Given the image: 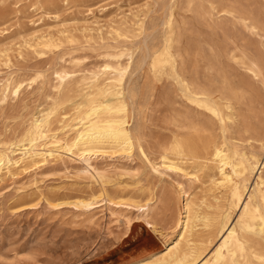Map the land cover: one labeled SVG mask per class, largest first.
<instances>
[{"label": "rangeland", "instance_id": "obj_1", "mask_svg": "<svg viewBox=\"0 0 264 264\" xmlns=\"http://www.w3.org/2000/svg\"><path fill=\"white\" fill-rule=\"evenodd\" d=\"M209 1L219 5L218 10L232 2L243 17L256 15L264 23V0H0V153L12 158V173L0 170V264H130L146 258L175 235L172 230L183 211L177 181L194 194L198 205L203 199L207 204L218 200L221 217L231 212L233 224L240 220L242 209L235 206L232 192L216 184L218 169L203 159L212 145L223 141V123L192 91L207 89L222 109L232 150L261 158L249 189H263L258 176L264 173L259 136L264 131V84L225 53L237 43L259 57L262 45L241 24H234L238 18L212 11ZM171 2L169 29L163 20ZM115 32L122 37L115 39ZM126 49L131 57L123 54ZM107 64L112 68L105 69ZM127 64L122 91L129 88L136 94L135 119L130 116L129 125L143 135L158 164L159 153L175 138L188 142L194 157L184 165L198 179L189 181L174 172L161 175L136 153L130 159L99 153L91 161L107 175L104 187L112 196H145L155 188L158 200L152 215L160 229L135 222V209L105 200L92 211L55 205L101 189V180L92 176L76 151L48 146L49 139H43L30 157L28 153L18 165L12 163L24 156L19 141L27 128L62 101L52 129L64 142L72 137L67 128L61 132L62 124L75 121L90 77L97 74L103 80ZM57 72L69 73V80L60 83ZM226 76L246 83V100L232 99ZM18 81L23 82L19 93L5 96L4 86ZM11 143L15 145L9 148ZM49 151L54 156L48 157ZM200 207L202 212L213 211ZM237 229L249 240V253L264 251V234Z\"/></svg>", "mask_w": 264, "mask_h": 264}, {"label": "bare ground", "instance_id": "obj_2", "mask_svg": "<svg viewBox=\"0 0 264 264\" xmlns=\"http://www.w3.org/2000/svg\"><path fill=\"white\" fill-rule=\"evenodd\" d=\"M153 1L154 3L157 2V0ZM172 2L163 20V26L169 29L173 25V14L170 11ZM209 4L212 11L217 10L218 13L224 12L226 16L238 18L234 24H241V29L244 32L248 31L249 35L260 39L262 51L259 57L250 55L237 43H235V48L228 47L225 53L234 63L244 65L259 82L264 84V23L262 20L256 15L243 17V14L236 10L232 2L221 4L220 10H218L219 5L216 6L213 1H209ZM238 12L239 15H236ZM114 35L115 39L122 37V34L118 32H115ZM165 43L166 47L169 48L172 43V37L168 36ZM50 45L45 44L44 46L49 47ZM123 54L131 57V53L127 49L124 50ZM145 54L146 58L148 56L150 58L151 54L148 49H146ZM104 68L111 69L112 67L107 64ZM128 68V64L120 65L116 68V74L108 76L103 80H100L97 74L90 77V80L86 83L88 92L77 103L75 121L68 123L64 121L62 124L61 132H64V129L67 128L68 132L73 134L67 141L64 142L58 136V132L52 129L53 116L63 101L51 108L41 118L36 119L27 128L22 139L19 141L23 146L20 150L24 151V156L19 160L15 159L12 163L18 165L19 162L24 161L28 153L30 157L31 153H33L31 151L43 139H49L48 146H60V148H64L72 153L76 151L93 171L92 176H96L101 180V189L87 197L78 195L72 197L70 201H58L55 205L70 204L79 210L92 211L100 206L99 202L105 200L109 204L119 207L124 206L131 210L135 209L138 212L134 217L135 222L147 223V225L156 228L158 227V221L152 215L154 204L158 200L156 189L151 188L150 192L145 196L138 195L133 197L125 192L112 196L108 194L104 187L107 175L91 161L92 156L99 153L110 155V157L122 156L128 159L132 158L136 153L144 161L150 163L152 168L161 175L166 174L170 176L171 172H174L182 174L189 181L198 179L196 172L188 171L184 165V163H187L194 157L188 142L175 138L169 147L162 149L159 153L160 163L158 164L152 160V153L143 135L135 126L132 127L133 124L129 125L130 116L135 119L136 94L129 90V88L125 94L122 91V85ZM69 75L67 72H57V79L60 83H63L65 79L69 78ZM245 84L239 83L237 80H229L227 76L225 77V88L233 97H230L232 99L246 100ZM22 86V81L7 83L4 86L3 94L5 96L7 93L17 95ZM192 92L196 99L202 98L203 100L200 104L218 116L223 123V141L212 145L210 151L203 156V159L206 164L210 163L218 169L220 180L216 184L232 192V196H230L233 198L235 206L242 209V215L240 216V220L233 224L231 212L222 215V217L219 214L222 208L218 200L216 203L207 204L203 199L201 200V204L198 205L195 202L194 194L187 190L183 182L177 181L175 188L178 195L183 198V211L179 213L173 227L172 232L175 234L174 237L172 240L165 241L166 243L162 250L130 264H264V251L256 250L249 253L247 251L248 248H251V245L248 243L249 240L245 239L244 236H240L237 229L238 226L242 231L248 233L256 235L264 234L263 171H260V175L258 176L263 189L261 187L255 191L249 189L251 176L262 167L261 158L256 155L248 156L234 151L235 149L232 150L230 148L232 143L227 136L228 129L225 125L226 119L222 114V109L215 102L211 101L207 89L193 88ZM107 94H110V99L104 100L103 98ZM259 136L261 137V149L264 150V131ZM14 145L15 143H11L9 148H12ZM45 145L47 144L45 143ZM47 154H49L48 157L54 156L52 151H49ZM41 155L45 156L44 153ZM11 161L12 158L7 152L0 153V170L7 168L8 172L12 173V168L9 166ZM235 178L240 179V184H238ZM201 205H205V207L213 211L202 212L200 211ZM132 212L130 211V213ZM217 239H219V243L212 251L208 252V247L212 246ZM228 256L231 257V260L228 259Z\"/></svg>", "mask_w": 264, "mask_h": 264}]
</instances>
